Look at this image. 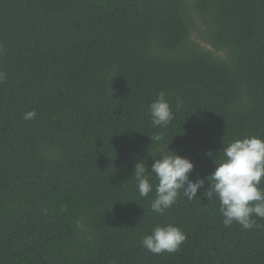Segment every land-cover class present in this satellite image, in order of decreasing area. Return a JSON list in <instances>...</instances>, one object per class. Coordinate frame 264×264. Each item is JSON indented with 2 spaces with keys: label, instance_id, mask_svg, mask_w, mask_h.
Listing matches in <instances>:
<instances>
[{
  "label": "trees",
  "instance_id": "trees-1",
  "mask_svg": "<svg viewBox=\"0 0 264 264\" xmlns=\"http://www.w3.org/2000/svg\"><path fill=\"white\" fill-rule=\"evenodd\" d=\"M161 92L166 128L148 110ZM250 136L264 139V0H0V264H264V219L225 227L207 183L156 214L132 175L169 143L203 178ZM167 224L179 251L141 246Z\"/></svg>",
  "mask_w": 264,
  "mask_h": 264
},
{
  "label": "clouds",
  "instance_id": "clouds-1",
  "mask_svg": "<svg viewBox=\"0 0 264 264\" xmlns=\"http://www.w3.org/2000/svg\"><path fill=\"white\" fill-rule=\"evenodd\" d=\"M148 110L154 127L166 128L174 118L163 92L151 102ZM36 115L35 110L28 111L24 119H34ZM150 140L160 142L163 136L156 134ZM168 145L158 159H153L150 170L145 163L137 162L132 172L141 197H147L155 188V197L150 204L154 213L163 215L165 210L172 208L181 193L188 201L198 198V190L207 183L203 195L209 200L215 198L219 201L225 227L237 223L243 229L251 230L258 226L255 218L264 219V188L260 187L264 179V139L250 136L222 146L214 170L196 180L190 179L189 175L194 168L193 163L169 151ZM217 154L206 153L213 162ZM186 239V233L180 228L167 224L154 226L140 243L147 251L159 255L179 251Z\"/></svg>",
  "mask_w": 264,
  "mask_h": 264
}]
</instances>
